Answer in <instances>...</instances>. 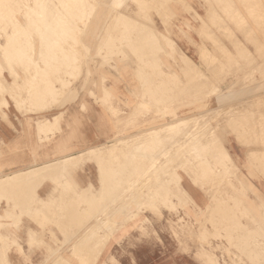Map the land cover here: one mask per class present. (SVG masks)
<instances>
[{"label":"rangeland","instance_id":"rangeland-1","mask_svg":"<svg viewBox=\"0 0 264 264\" xmlns=\"http://www.w3.org/2000/svg\"><path fill=\"white\" fill-rule=\"evenodd\" d=\"M21 1L22 2H20V0H0V8H2L0 9V22H3L0 24V41L5 42L7 35L9 36L8 39H14L12 46L6 51L8 53L5 52V54L3 55L0 53V78L3 79L5 77L9 82H13V80L16 79V81L18 82V84H12L11 86L6 87V85L1 83L0 81V120H3L7 123L6 125L12 133L18 134L22 130L23 136L29 138L30 141L28 144V151L31 156V164L40 161V144H42V147H44L46 144L50 149L49 145L52 143V139L44 140L42 142H39L37 140V135L34 128V121L42 116L53 117L54 115H61L59 117V123L63 126V132L67 129V131H70L75 134V126L78 128L79 135L81 134V136L85 137V131L89 127L85 125V117L82 114H85L86 110L85 108L81 107V103L86 102V97H90L95 102V104L100 106L101 109L104 110L110 116L112 120L115 129V135L114 138L111 139L108 143H112L117 140L127 141L132 137L133 134L146 132L153 127L160 128L163 125L175 122L180 118H185L188 120L190 118V125H192V122L196 121V119L198 122L203 121V124L199 122V128L196 126L198 129H194L196 127L192 128L194 129V132H192L191 134L194 133V137H196L199 133L203 134L204 136L199 134L201 137L198 135V140L199 138H202V142L204 143L205 141V146L201 145V143V146L199 145V143L196 144L199 145V147H197L199 148V150H196L197 154H195L196 152H192L193 156H191L190 161L193 160V162L191 161V164H187V162H190L189 160L187 161L188 155H185L187 154L185 148L183 149L184 151H182L177 147H173L172 144L168 143L170 141H174L170 139L171 137L169 136V139L167 138L169 141L166 139L163 140V147L161 148H164L165 151L166 149H168L167 151L170 155H168V160L172 158L173 162L171 159V161L169 160L170 162L168 161L167 165L169 171L166 173H164L163 171L164 168L160 167L159 165L156 166V168L158 167L157 170L156 168H153L154 170H149L150 172H148V174H155L156 177L154 179L157 178V180L152 179L151 181H147V177H143L144 179H146V181H143V178L139 179V177L143 170L147 169V167L152 162L151 160L154 158H152L151 160L146 159L145 161H147L148 163L145 162V166L142 162L144 161V158L135 156L138 159L136 160V158H134V156L132 155H130L132 158H129V155L125 156L124 154H122L124 158H129L124 159L120 154L117 158L118 160L120 159V161L115 159L116 164H114V161L111 163L110 166L106 167L109 170V168L111 169L112 166L115 168L116 171L114 170L115 172H113L114 175H112V179L109 178V175L107 174V182L103 185H100L99 183V174L97 166L94 163H88L84 166H81L72 173L70 172L71 176L70 174L67 175L66 181L68 182V184L65 183L63 196L60 198V202H63L64 205L61 210H58V212L54 211L47 217H42L41 223L37 222L34 218L28 215H23L19 227H16V225L12 221L8 220L5 221V225H0V230L10 228H14L15 230H22L23 228H25V225L28 229V227H30V222L37 224L38 228H40V226H42L43 224L41 229L42 241L37 243L38 247H42V264H54L53 261H56L54 260L56 259V257H58V261L61 260L59 257L60 254L66 256L69 254H73V252L75 254H80L81 252L82 255H87L88 257L93 256L91 258V260H93L95 252H93V250H89V246L87 247L83 245L81 241H78L79 239L81 240L83 238L85 230H88L89 227L90 231H98L99 235L101 234L99 236V240H107L106 247L102 252L103 254L97 257L95 264H167L169 258L172 255L188 256V258L191 259L192 264H264V190L261 186L264 181V129H262V127H264V112L263 110L260 111L264 107L258 109L264 102V53H262L264 51V23L263 25L261 24L264 21V0H258L259 3L256 0H246L247 2L245 0H221L222 2L220 0H201L199 8L194 6V4L188 0H80L82 2H77L78 0H76V2L75 0H25L26 2L24 0ZM53 1H56V4ZM217 1L219 2L217 3ZM225 1L227 2V4L230 1V3L228 4L229 6H227V4H224L227 7L222 6ZM44 2H48L52 6L44 5ZM241 2L244 5L241 4ZM253 2L256 4H254ZM53 3L57 6L54 5L53 7ZM72 3L77 5H73ZM232 3L234 8L230 7L232 6ZM210 4L212 5L210 6ZM65 5L67 6V8ZM78 5L80 6V8ZM176 5H181V8H176ZM234 5L238 9H236ZM6 6H9L8 8H13L12 11L11 8L10 10L6 9ZM58 6H61L63 8L60 7L61 9H59ZM250 6H255L256 9L254 7L253 10V8H251ZM45 7H49L50 10H52L51 7H53V9L55 8L56 10L54 9L55 11H48V9ZM211 7L212 9H215L212 10L210 9ZM221 7H224L223 9H225V11ZM228 7L230 9L227 10ZM68 8L72 10H69ZM78 9L79 11H77ZM219 9L224 11V14H222V11H220ZM84 10L88 12L86 13ZM61 11L62 13L64 12L65 15L67 14V12H69L72 17H69L68 14L66 16L63 15ZM235 11L236 13L239 11L238 14H236ZM4 12L7 13L5 14ZM11 12L14 14H12ZM27 12H29V14H27ZM30 12H33L32 14L35 15L33 16ZM51 12L53 13L51 14ZM55 12H57V14ZM74 12H78L79 14L77 13L76 16H74ZM211 12H213V16H211ZM240 12L243 16L241 15L242 18L239 17V19L238 16H240ZM216 13L218 14V16H216ZM253 13L255 15H253ZM260 13L262 16H260ZM55 14L59 16H56ZM91 14H93V16ZM206 14L209 17H207ZM235 14L237 17L234 16ZM249 14L253 16H250ZM12 15H14L15 17ZM122 15H125L124 17H126L127 19L124 18ZM45 16L47 17L45 18ZM53 16L55 18L60 17L61 21L56 18L59 26L57 25L56 20L54 22L55 18ZM86 16L88 17V20ZM233 16L235 17V19L238 18L239 21L242 22V24H240L241 26H238L239 21H237V19L235 22ZM6 17L9 18V20H6ZM29 17H31L32 19ZM38 17L41 18H39L38 20ZM67 17H69L68 21ZM216 17H219L220 21L222 20L221 23L219 20H217L218 18L216 20L219 23L214 20V18ZM220 17H222V19ZM243 17L245 18V22ZM14 18H16L17 20H14ZM81 18H83V20ZM259 18H262V20H259ZM44 19H47L49 23L46 22ZM73 19H75V21ZM128 19L136 20L135 26L133 25L135 21H128ZM212 19L214 20V22H216V25H221L223 23L222 25L226 26L225 24H227L225 28L227 30H225L222 25H218V28H216V25L212 22ZM254 19L257 22L259 21L258 23L260 24L254 23ZM40 20L42 22H39ZM69 21L72 22L70 23ZM182 21L186 22V29L181 28L182 25L180 22ZM59 22H63V25L65 26L64 28H66L65 31L62 25L60 26ZM67 22L69 23V25H67ZM83 23L85 24L83 25ZM2 24L4 27L2 26ZM33 24L35 26L37 25V27H33ZM73 24L76 25L74 26ZM243 24L245 27H247L245 28L243 26L244 31L242 28ZM20 25L22 26V28L20 27ZM40 25L45 26L40 27ZM51 25L55 26V30L54 26ZM131 26L133 29L131 28ZM248 26L252 30H250ZM58 27H61L62 31ZM69 27H73V29L71 28L69 30ZM220 27L223 30H221ZM227 27L230 29H228ZM40 28L42 31L40 30ZM47 28L49 31L46 30V32L45 29ZM22 29L25 33H22ZM27 29L28 31H26ZM36 29L38 30L35 31ZM206 29L208 31H206ZM210 29L212 30V32H210ZM30 30L33 31V33H31ZM138 30L140 31V33L137 32ZM245 30L248 31L245 32ZM43 31L46 32L47 35H45L46 33H44ZM67 31H70L69 34ZM229 31H232V34L234 33L236 38H234V34L229 35ZM203 32H206L208 36H212V40L210 36L208 38L207 34L205 33L204 35ZM159 33H161L162 35H159ZM40 34L42 35L40 36ZM193 34L197 36V39H194ZM211 34H213L214 37L217 36L216 38L218 39V41ZM252 34L256 35L255 37L257 39H260L258 40L260 44L257 39L255 41V37L254 39L251 38L253 37ZM19 35L22 36L19 37ZM55 35L58 36L55 37ZM23 37L28 40L25 39V42ZM43 37L45 38L43 39ZM57 37L59 38L58 40L60 42L57 40ZM60 37L63 38L61 39ZM183 37L188 38L191 47V53L185 54L187 62L185 59L179 58L180 54L182 53V50L180 48L174 47L172 44V40L178 41L180 38ZM67 38H70V42ZM167 38L168 40H166ZM228 38L231 40H229ZM15 39H17L18 41ZM39 39L41 40V42ZM19 40H21L22 42H19ZM53 40L54 42H52ZM133 40H136V42H134ZM156 40L157 43L155 42ZM28 41L30 42L28 43ZM56 41L60 44H57ZM215 41L221 42L220 46L218 45L219 47H216L219 43ZM31 43L33 44L31 45ZM237 43L239 44V46L237 45ZM47 44L48 46H51L48 47ZM143 44L146 46H144ZM258 44L262 48L259 47ZM65 45L68 46L64 47ZM124 45H126L125 48L123 47ZM156 45L158 47H161L158 48L156 47ZM234 45L235 47H239L240 49H235ZM14 46L16 48H14ZM55 46L57 48H55ZM120 47L122 50L120 49ZM17 48L18 51L16 50ZM60 48H62V53H60ZM80 48L83 49L81 50ZM225 48H227L229 51ZM25 49H27V51ZM37 49H40V52H38ZM45 49L46 51L49 49L48 52H46ZM50 49H54L52 50L53 52H51ZM65 49H67V51ZM244 49H246L247 51ZM260 49L262 52L260 51ZM221 50L222 52L227 51L226 53L224 52L226 54V57H229V53H231L232 55H230V59H228V57L226 59V57L223 55L224 53H221ZM71 51H77L78 53H72ZM155 51L158 54L160 52L159 57L157 56V53ZM205 51L209 52L206 53ZM56 52L57 54H54ZM129 52H131V56L129 55ZM25 53L28 55V57ZM152 53H154L153 55L155 56H153ZM44 54L46 55L43 56ZM63 54H65V58ZM207 54L208 58L206 56ZM209 54H213V56ZM67 55L70 56L68 59L66 57ZM61 56H63V60L61 59ZM4 57H7V59H5ZM29 58L30 61H28ZM131 58L134 59L132 60ZM14 60L18 61L13 64ZM47 60H49L50 62H47ZM228 60H230V62ZM250 60L253 61L251 62ZM27 61L30 62V65L29 63H27ZM188 61L191 62L190 64L192 65V67H189L191 68V71H189L188 76H186L184 75L182 70L187 71ZM194 63L197 64V67L194 65ZM56 65L59 66V68ZM222 65L226 66L224 67ZM38 66L41 68L39 69ZM237 66L239 67L236 68ZM240 66H242V68ZM48 67L51 69H49ZM223 67L227 68L228 71H226ZM197 75L200 77L197 78ZM46 76H48V79ZM59 76L66 78H64V82L66 84L64 83V85L61 86L59 82ZM35 79L36 81H34ZM52 80H54V82H51ZM194 82L196 84H193ZM210 83H213L214 86ZM148 84H150V86ZM199 84H202L203 86ZM189 89L191 90L188 91ZM167 90L169 92H167ZM37 93H39V95ZM64 93L67 94L65 95ZM2 95L4 97H2ZM40 95H42V98ZM66 97H68V99H66ZM255 99H257V101ZM250 100L252 103L249 102ZM260 100L263 102H261ZM245 101L247 102L245 103ZM259 101L262 103L260 106H258L260 104ZM61 103H63V105ZM204 103H206L207 105H203ZM242 104H244L245 107H247L248 105H250L251 107L248 106L245 110H242V112ZM73 105L79 106L78 108L80 109V111H82V114L78 113L79 110L72 111L71 109ZM42 106H50L51 110L43 114H32V110L34 111V109L40 108ZM174 107L176 108L173 109ZM219 108H221V110ZM228 109L231 110L233 113L231 111L227 113ZM250 109L253 110L250 111ZM235 110L238 111V114ZM246 110L250 111V113ZM211 112H214V116L210 115ZM223 112L227 114H224ZM230 112L232 113L230 114L231 118L229 116ZM257 112L262 113L257 114ZM223 114L227 116V118L224 116V119ZM198 115L202 116L198 118ZM205 115L208 116V118L210 116V118L208 119L207 117H205ZM193 116L194 118L192 119L191 117ZM202 117H205L207 119L204 120ZM13 119L15 120V122H13ZM258 120L262 121L263 123L261 124V122ZM258 124H261V126ZM201 125L203 126V128ZM64 127H66V129ZM213 127L216 128L213 129L216 130L214 132L212 130ZM189 128L185 127L186 130H188ZM195 131H199V133H195ZM209 134L212 135H210L212 142L209 138ZM191 136L192 135L189 136V143H192V140L197 143V137L196 139L194 137L192 139ZM35 137L36 140H34ZM175 137H173V139ZM212 137H214V139ZM207 141L209 144H207ZM156 144H158V141ZM217 144L218 146L221 145L222 148L220 146V148H218L216 146ZM170 145L172 146V148H170ZM156 146L157 145L152 147L150 146V150L148 149V153L150 152L149 154H151L155 150ZM238 146L241 147L238 148ZM191 147H188L186 149L192 150ZM157 148L158 149L155 150V152L156 154L157 152L159 154V150L161 148ZM223 149L225 151L227 150L230 157L229 159L223 158L224 161H226L224 166L220 162H224L222 159L224 151ZM177 150H180L182 152L178 153ZM174 151L178 154H176ZM238 153L240 157L238 156ZM179 154H182L184 158L182 157V155L180 157ZM153 155V153L149 155V158L153 157ZM174 155L176 159L181 160H177L179 161L177 162L175 160ZM165 157V155L162 156L163 160L160 155L155 158L157 159V161L159 158L158 163H160V161H162L163 163V161H165ZM199 157L200 161H196L199 160ZM216 157L219 158V160H217ZM139 158L142 159V161H140ZM202 159L204 163H202ZM208 161H210L209 163L213 165H209ZM214 161H219L220 163ZM229 161H232V163ZM138 162L140 163L139 166H137ZM195 162L198 164V166L195 164ZM199 163H201V165ZM127 165L130 166V169H128L129 167H123ZM205 165L208 167H206ZM131 166H133V168ZM134 166L135 168L137 167V169L140 167L142 170L138 171L140 170V168L137 170L134 168ZM209 166L213 168V171H211V168ZM224 167L227 170H229L230 168L232 174H230L231 172H229L227 175V170L225 171ZM108 170L106 171V173L108 172ZM204 170L207 171L205 172ZM126 171L127 175H129L130 177H127V181H123L125 180L123 178H126ZM176 171H178V173L182 175V180L180 183H176V180L173 179ZM122 173H125V175ZM138 173L139 175H137ZM217 173H220L219 176L216 175ZM205 174L208 176H206ZM209 174H211V178L209 177ZM204 175L206 177H204ZM243 177H245L246 179ZM218 178H221L222 181L220 182L221 179L218 180ZM118 179L122 182L118 181ZM166 179H169L170 181L168 183L164 182ZM76 181L83 185L91 182L95 186L93 188V192L85 193V196L87 198L91 197L90 199L95 201H93V204H88L87 207L84 203H81L85 207L82 210L79 209L78 204L73 203V200H71V197L75 196L76 192L79 189L76 184ZM242 181L244 183H242ZM178 184L184 187L183 190L186 191V194L181 192L177 188L176 185ZM189 184L190 187L188 189L187 185ZM44 186L45 188H47H43ZM69 186L71 188H69ZM191 186L197 187V189L194 190L200 193L202 197H204L205 203L196 204V202H194L188 192L191 191V189L193 190ZM42 188V196L46 197L47 193L52 188V184L48 182V185L44 184ZM86 188H84V190H86ZM155 190L159 192L157 194H160V196H153ZM25 191H27V189H25ZM3 194L0 195V201L3 199L6 200L7 209L11 204L7 202V197L9 196V193ZM21 195V197H24L20 198V196L18 195L19 199H23L25 202L23 200L19 201L21 204H24L28 200L27 194L26 196L23 193ZM5 196L7 197L4 198ZM256 197L258 199L260 197L261 198L258 200ZM242 201H245L246 204ZM89 205L92 208H89L88 211L87 209ZM94 208L97 210H95ZM98 208H100L101 210ZM71 209L75 210H72V212ZM104 209H106V211ZM119 211H121L122 213ZM74 212L76 213L74 214ZM81 212H86L85 215L83 214L84 218L81 217ZM77 213H79L78 215L80 217L77 215ZM251 214L253 215V217ZM75 215H77L80 220ZM243 216H245L246 219L242 218ZM259 218L261 221L258 220ZM66 219H68L69 221ZM76 219H78L80 222H78V220ZM71 220L74 221V224L72 223L73 221L71 222ZM228 223H239V226H242V228L228 234ZM92 226L94 227L92 228ZM245 231L248 233H246ZM66 235L69 237H66ZM248 240L250 243H248ZM58 261H56L57 264ZM61 263L66 264L64 262Z\"/></svg>","mask_w":264,"mask_h":264},{"label":"bare ground","instance_id":"bare-ground-1","mask_svg":"<svg viewBox=\"0 0 264 264\" xmlns=\"http://www.w3.org/2000/svg\"><path fill=\"white\" fill-rule=\"evenodd\" d=\"M11 1V0H10ZM25 1V0H24ZM33 1V0H32ZM37 1V0H36ZM43 1V0H42ZM45 1H47V0H45ZM57 1V0H56ZM56 1H53L54 3L56 2ZM59 1V0H58ZM65 1V0H64ZM80 0H78L77 2H79ZM183 1V0H182ZM221 1V0H220ZM227 1V0H226ZM224 2L223 3V5L222 6H226V5H224V4H227V2ZM233 1V0H232ZM242 1V0H241ZM246 1V0H245ZM248 1V0H247ZM246 1V2H247ZM251 1V0H250ZM256 1H258V0H256ZM8 2V1H7ZM13 2V1H12ZM17 2V1H16ZM20 2H22L21 0H20ZM19 2V3H20ZM26 2V1H25ZM70 2V1H69ZM74 2V1H73ZM75 2H76V0H75ZM80 2H82V1H80ZM88 2V1H87ZM164 2V1H163ZM219 1H217V3H218ZM222 2V1H221ZM220 2V3H221ZM10 3V2H9ZM9 3H8V5H9ZM15 3V2H14ZM18 3V2H17ZM36 3H38V2H36ZM48 3V2H47ZM46 2H44L43 4L44 5H50L49 3L47 4ZM53 3V7H54V5L56 4H54ZM60 3V2H59ZM61 3H63V2H61ZM65 3V2H64ZM68 3V2H67ZM71 3V2H70ZM141 3V2H140ZM148 3V2H147ZM209 3H210V1H209ZM229 3H230V1H229ZM228 3V4H229ZM250 3H252V2H250ZM254 3V2H253ZM258 3H259V1H258ZM6 4V3H5ZM66 4V3H65ZM73 5H77V4H74V3H72ZM82 4V3H81ZM81 4H79V5H81ZM90 4V3H89ZM164 4V3H163ZM227 4V6H229ZM241 4H243L242 2H241ZM248 4V3H247ZM254 4H256V3H254ZM7 5V4H6ZM15 5V4H14ZM40 5H41V3H40ZM43 5V6H44ZM60 5V4H59ZM67 5V4H66ZM65 5V6H66ZM71 5V4H70ZM78 5V6H79ZM91 5V4H90ZM103 5H104V2H103ZM148 5V4H147ZM154 5V4H153ZM186 5V4H185ZM212 4H210V6H211ZM231 5V4H230ZM236 5V4H235ZM234 5V6H235ZM244 5V4H243ZM258 5V4H257ZM256 5V6H257ZM3 6V5H2ZM16 6V5H15ZM18 6H20V5H18ZM35 6V5H34ZM50 6H52V5H50ZM55 6H57V5H55ZM87 6H88V4H87ZM105 6H106V4H105ZM209 6V7H210ZM218 6V5H217ZM226 6V7H227ZM261 6V5H260ZM9 7V6H8ZM7 6H6V9H9L10 10V8H8ZM17 7V6H16ZM42 7V6H41ZM53 7H51L52 8V10H54L53 9ZM61 7V6H60ZM59 6H58V8L59 9H61V8H63V7H61L60 8ZM74 7V6H73ZM77 7V6H76ZM155 7V6H154ZM165 7V6H164ZM213 7V6H212ZM212 7L210 8V9H212ZM219 7V6H218ZM231 8L233 7V3H232V6H230ZM244 7V6H243ZM251 7V6H250ZM255 7V6H254ZM254 7L252 6L251 8H253V10H254ZM258 7V6H257ZM21 8V7H20ZM45 8H47L48 9V11L50 10L49 9V7H45ZM66 8H67V6H66ZM70 8H72V7H70ZM70 8H68L69 10H72V9H70ZM79 8H80V6H79ZM153 8V7H152ZM222 9L224 8V7H221ZM234 8V7H233ZM235 8H236V6H235ZM250 8V9H251ZM0 9H2V8H0ZM12 9L13 8H11V11H12ZM29 9H30V7H29ZM28 9V10H29ZM31 9H33V8H31ZM113 9V8H112ZM209 9V8H208ZM209 9V10H210ZM215 8H213L212 10H214ZM228 9H230L229 7L227 8V10ZM236 9H238V8H236ZM249 9V8H248ZM247 9V10H248ZM255 9H256V7H255ZM24 10H25V8H24ZM38 10V9H37ZM52 10H50V11H52ZM56 10V9H55ZM54 10V11H55ZM74 10V9H73ZM220 10V9H219ZM224 11H225V9H223ZM234 10V9H233ZM247 10H245V11H247ZM252 10V11H253ZM32 11V10H31ZM43 11V10H42ZM46 11V10H45ZM58 11V10H57ZM63 11V10H62ZM62 11H61V13H62ZM65 11H66V9H65ZM77 11H79V9L77 10ZM83 11V10H82ZM82 11H80V12H82ZM85 11V10H84ZM89 11H92V10H89ZM95 11V10H94ZM211 11V10H210ZM220 11H222V10H220ZM224 11H222V14H224ZM231 11V10H230ZM251 11V12H252ZM0 12H1V10H0ZM10 12V11H9ZM35 12V11H34ZM86 12V11H85ZM88 12V11H87ZM86 12V13H87ZM169 12V11H168ZM171 12V11H170ZM206 12H208V11H206ZM213 12H215V11H213ZM213 12H211V16H213L212 15V13ZM239 12V11H238ZM238 12L236 13V11H235V13L236 14H238ZM248 12H250V11H248ZM5 13V12H4ZM3 13V14H4ZM7 13V12H6ZM5 13V14H6ZM12 13V12H11ZM31 13V12H30ZM33 13V12H32ZM31 13V14H32ZM40 13H41V11H40ZM53 12H51V14H52ZM56 14H57V12H55ZM66 13V12H65ZM75 13V12H74ZM78 13V12H77ZM77 13H75V15L74 16H76V14ZM84 13V12H83ZM86 13H85V15H86ZM93 13V12H92ZM2 14V13H1ZM12 14H14V13H12ZM27 14H29V12H27ZM36 14H38V13H36ZM50 14V15H51ZM55 14V15H56ZM63 15H65L64 14V12L62 13ZM67 14H68V16L69 17H72L70 14H69V12H67ZM66 14V15H67ZM73 14V13H72ZM79 14V13H78ZM109 14H110V12H109ZM164 14V13H163ZM207 14H209V13H207ZM206 14V15H207ZM236 14L234 15V16H236ZM252 14V13H251ZM251 14H249L250 16H253V15H255L254 13H253V15H251ZM259 14V13H258ZM264 14V13H263ZM33 16L35 15V14H32ZM32 15H31V17H32ZM46 15V14H45ZM54 15V14H53ZM65 15V16H66ZM92 16H93V14H91ZM119 15V14H118ZM165 15V14H164ZM226 15V14H225ZM242 14H241V12H240V16H238V18L239 17H241L242 18V16H241ZM3 16H5V15H3ZM12 16H14V15H12ZM52 16V15H51ZM56 16H59V15H56ZM123 16V15H122ZM125 16V15H124ZM123 16V17H124ZM216 16H218V14L216 13ZM219 16H220V14H219ZM233 16V17H234ZM257 16V15H256ZM260 16H262L261 15V13H260ZM7 17H8V15H7ZM6 17V20H9V18H7ZM15 17V16H14ZM31 17H29V18H31ZM37 17V16H36ZM47 16H45V18H46ZM54 17V16H53ZM69 17H67V21H68V19H69ZM81 17V16H80ZM87 17V16H86ZM164 17V16H163ZM167 17V16H166ZM207 17H209L208 15H207ZM226 17V16H225ZM237 17V16H236ZM258 17V16H257ZM264 17V16H263ZM5 18V17H4ZM39 18H41V17H38V20H39ZM55 18V17H54ZM58 20H60V17L58 18V17H56ZM54 19V22H55V20H56V22H57V25H58V21H57V19ZM92 18V17H91ZM122 18V17H121ZM124 18H126V17H124ZM129 18V17H128ZM165 18V17H164ZM212 18V17H211ZM218 18V19H217ZM221 19H222V17H220ZM231 18V17H230ZM237 18V19H238ZM255 18V17H254ZM11 19V18H10ZM16 18H14V20H15ZM32 19V18H31ZM61 19H62V17H61ZM82 20H83V18H81ZM80 19V20H81ZM107 19V18H106ZM127 19V18H126ZM207 19H209V18H207ZM219 20L220 21V19H219V17H216V18H214V20ZM233 19V18H232ZM234 19H235V17H234ZM237 19H235L234 21L236 22V20ZM240 19V18H239ZM239 19L237 20V21H239ZM243 19H244V22H245V18L243 17ZM257 19V18H256ZM17 20V19H16ZM34 20V19H33ZM42 20V19H41ZM39 21V22H42V21ZM46 22H48L47 21V19H44ZM53 20V19H52ZM72 20V19H71ZM74 21H75V19H73ZM87 20H88V17H87ZM91 20V19H90ZM130 19H128V21H129ZM132 21H135L134 22V26H135V23H136V20H133V19H131ZM130 20V21H131ZM213 20V19H212ZM214 20L212 21L215 25H216V22H217V20H216V22H214ZM242 20V19H241ZM259 20H262V18L260 19L259 18ZM2 21V20H1ZM3 21H5V20H3ZM11 21V20H10ZM61 21V20H60ZM74 21H73V23H74ZM123 21H125V20H123ZM151 21V20H150ZM222 21V20H221ZM221 21H220V23H221ZM224 21V20H223ZM232 21V20H231ZM243 21V20H242ZM254 21H255V19H254ZM13 22V21H12ZM44 22V21H43ZM64 22V21H63ZM63 22L62 23H60V26L62 25V27L64 28L65 26L63 25ZM70 22V21H69ZM72 22V21H71ZM70 22V23H71ZM81 22V21H80ZM85 22V21H84ZM105 22H106V20H105ZM127 22V21H126ZM138 22V21H137ZM225 22V21H224ZM259 22V21H258ZM257 21H255L254 23H258ZM1 23H3V22H0V24ZM11 23V22H10ZM14 23V22H13ZM17 23V22H16ZM45 23V22H44ZM49 23V22H48ZM48 23H47V25H48ZM68 23V22H67ZM124 23V22H123ZM128 23H130V22H128ZM217 23H219V22H217ZM239 24H238V26L240 25V24H242V22H238ZM263 23H264V21L261 23L262 25H263ZM18 24V23H17ZM16 24V25H17ZM21 24V23H20ZM35 24V23H34ZM33 24V27L35 26ZM65 24V23H64ZM77 24V23H76ZM75 24V25H76ZM81 24V23H80ZM85 23H83V25H84ZM89 24V23H88ZM87 24V25H88ZM126 24V23H125ZM223 24V23H222ZM221 24V25H222ZM258 24H260V23H258ZM22 25V24H21ZM20 25V27L22 28V26ZM32 25V24H31ZM46 25V24H45ZM45 25H43V26H45ZM46 25V26H47ZM66 25V24H65ZM67 25H69V23L67 24ZM74 25V24H73ZM74 25V26H75ZM132 25V26H133ZM142 25V24H141ZM212 25V24H211ZM214 25V26H215ZM219 25V24H218ZM218 25H216V28H218L217 26ZM221 25H219V26H221ZM226 26H227V24H225ZM237 25V24H236ZM246 25V24H245ZM2 26H3V24H2ZM6 26H7V24H6ZM15 26V25H14ZM25 26V25H24ZM39 26V25H38ZM43 26H41L40 25V27H43ZM51 26H54V25H51ZM59 26V25H58ZM71 26V25H70ZM126 26V25H125ZM132 26H131V28H132ZM207 26V25H206ZM226 26H223L222 25V27H224V29L226 28ZM237 26V27H238ZM241 26V25H240ZM243 26H244V24L242 25V28H243ZM260 26V25H259ZM1 27V26H0ZM4 27V26H3ZM12 27H13V25H12ZM16 27V26H15ZM17 27H19V26H17ZM37 27V25L35 26V28ZM78 27V26H77ZM130 27V26H129ZM138 27V26H137ZM136 27V28H137ZM142 27V26H141ZM245 27V26H244ZM261 27V26H260ZM45 28V27H44ZM48 28H49V26H48ZM48 28L47 29H45V31L46 30H48ZM52 28V27H51ZM59 28V27H58ZM72 29H73V27H71ZM70 27H69V30L71 29ZM210 28V27H209ZM228 28V27H227ZM241 28V29H242ZM245 28H247V27H245ZM248 28L250 29V27L248 26ZM34 29V28H33ZM60 30H61V27L59 28ZM65 29L66 28H64V31H65ZM75 29H76V27H75ZM75 29H74V31H75ZM83 29V28H82ZM127 29V28H126ZM133 29V28H132ZM138 29V28H137ZM139 29H140V27H139ZM143 29V28H142ZM220 29L221 30H223L221 27H220ZM228 29H230V28H228ZM261 29V28H260ZM38 29H36L35 31H37ZM40 30H41V28H40ZM54 30H55V26H54ZM54 30H52V31H54ZM135 30V29H134ZM225 30H227V29H225ZM250 30H252V29H250ZM250 30H249V32H250ZM19 31H21V30H19ZM18 31V32H19ZM26 31H28V29L26 30ZM31 31V30H30ZM42 31V30H41ZM49 31V30H48ZM59 31V30H58ZM62 31V30H61ZM72 31V30H71ZM78 31V30H77ZM83 31H86V30H83ZM205 31V30H204ZM206 31H208L207 29H206ZM243 31H244V28H243ZM246 31H248V30H245V32ZM12 32V31H11ZM18 32H17V34H18ZM44 32V31H43ZM47 32V31H46ZM46 32H44V33H46ZM68 32V31H67ZM67 32H64V33H67ZM70 32V31H69ZM69 32H68V34H69ZM137 32H139L140 33V31L138 30ZM143 32V31H142ZM158 32V31H157ZM210 32H212V30L210 29ZM226 32V31H225ZM230 32V31H229ZM245 32H244V35H245ZM15 33V32H14ZM22 33H25V32H23V29H22ZM21 33V34H22ZM31 33H33V31H31ZM43 33V34H44ZM54 33V32H53ZM64 33H63V35H64ZM75 33V32H74ZM77 33V32H76ZM80 33H81V30H80ZM85 33V32H84ZM138 33V34H139ZM155 33V32H154ZM204 33V35H205V33L206 32H203ZM252 33V32H251ZM264 33V32H263ZM13 34V33H12ZM29 34V33H28ZM55 34V33H54ZM56 34H57V32H56ZM100 34V33H99ZM145 34V33H144ZM161 33H159V35H160ZM207 34V33H206ZM230 34H232V31L229 33V35ZM234 34V33H233ZM232 34V35H233ZM243 34V33H242ZM253 34H254V32H253ZM252 34V36L253 37H251L250 35V37L252 38V39H254V37L256 36V35H253ZM42 34H40V36H41ZM45 35H47V33L45 34ZM53 35V34H52ZM51 35V36H52ZM59 35H60V33H59ZM62 35V34H61ZM67 35V34H66ZM66 35H65V37H66ZM98 35V34H97ZM132 35H133V33H132ZM141 35V34H140ZM155 35V34H154ZM162 35V34H161ZM211 35H213V34H211ZM231 35V36H232ZM246 35H247V33H246ZM260 35V34H259ZM264 35V34H263ZM14 36V35H13ZM22 35H19V37H21ZM28 36V35H27ZM50 36V35H49ZM56 36H58V35H55V37ZM69 36V35H68ZM93 36V35H92ZM207 36H208V34H207ZM210 36V35H209ZM209 36H208V38H209ZM227 36H228V34H227ZM230 36V37H231ZM234 36H235V34H234ZM261 36V35H260ZM5 37V36H4ZM7 38H6V40H5V42H1L0 41V53L3 55V54H5V52L12 46V44H13V40L12 39H8V35L6 36ZM16 37V36H15ZM18 37V38H19ZM30 37H31V35H30ZM48 37V36H47ZM72 37V36H71ZM83 37V36H82ZM126 37H130V36H126ZM205 37V36H204ZM211 37V40H212V36H210ZM213 37H214V35H213ZM217 36H215L214 38H216ZM249 37V38H250ZM11 38V37H10ZM12 38H14V37H12ZM24 38V37H23ZM36 38V37H35ZM39 38V37H38ZM45 37H43V39H44ZM61 38V37H60ZM63 38V37H62ZM61 38V39H62ZM79 38V37H78ZM132 38V37H131ZM142 38V37H141ZM155 38V37H154ZM164 38H165V36H164ZM234 38H236V36L234 37ZM234 38H233V40H234ZM246 38H248V37H246ZM25 39L26 38H24V41H25ZM32 39V38H31ZM42 39V38H41ZM59 38L57 37V40H58ZM60 39V40H61ZM65 39V38H64ZM68 39V41H69V39L70 38H67ZM73 39V38H72ZM75 39H76V37H75ZM74 39V40H75ZM146 39V38H145ZM217 39V38H216ZM229 39V38H228ZM238 39V38H237ZM256 37H255V41H256ZM15 40H17V39H15ZM23 40V39H22ZM26 40H28V39H26ZM40 40V39H39ZM47 40H48V38H47ZM138 40H140V39H138ZM137 40V41H138ZM160 40V39H159ZM166 40H168V38L166 39ZM229 40H231V39H229ZM233 40H232V42H233ZM258 40H260L259 38L257 39V41ZM18 41V40H17ZM21 40H19V42H20ZM36 41V40H35ZM35 41H34V44H35ZM59 41V40H58ZM66 41V40H65ZM77 41V40H76ZM129 41V40H128ZM134 41V40H133ZM146 41V40H145ZM217 41H218V39H217ZM217 41H215V42H217ZM236 41H239V40H236ZM22 42V41H21ZM26 42V41H25ZM30 41H28V43H29ZM40 42H41V40H40ZM45 42H47V41H45ZM52 42H54V40L52 41ZM57 42V41H56ZM60 42V41H59ZM70 42V41H69ZM134 42H136V40L134 41ZM134 42H132V43H134ZM154 42V41H153ZM156 43H157V40L155 41ZM167 42V41H166ZM259 42V41H258ZM67 43V42H66ZM77 43H79V42H77ZM96 43V42H95ZM115 43V42H114ZM139 43V42H138ZM142 43V42H141ZM161 43V42H160ZM217 43H219V44H217V46L216 47H219L220 46V44H221V42L219 41V42H217ZM19 44V43H18ZM22 44H24V43H22ZM33 43H31V45H32ZM54 44V43H53ZM52 44V45H53ZM56 44V43H55ZM57 44H60V43H58L57 42ZM57 44H56V46H57ZM71 44V43H70ZM83 44H84V42H83ZM82 44V45H83ZM140 44V43H139ZM152 44V43H151ZM172 44H173V46L174 47H177V48H180L178 45H177V43L174 41V40H172ZM213 44H214V42H213ZM236 44V43H235ZM259 44H260V42H259ZM259 44H258V46H259ZM21 45V44H20ZM62 45H63V43H62ZM123 45V44H122ZM132 45H135V44H132ZM144 45V44H143ZM164 45V44H163ZM219 45V46H218ZM222 45H223V43H222ZM237 45L239 46V44L237 43ZM236 45V46H237ZM241 45V44H240ZM257 45V44H256ZM18 46V45H17ZM22 46V45H21ZM47 46H48V44H47ZM51 46V45H50ZM50 46H48V47H50ZM55 46V48H57ZM68 46V45H67ZM66 45L64 46V47H67ZM84 46V45H83ZM87 46V45H86ZM144 46H146V45H144ZM257 46V47H258ZM264 46V45H263ZM38 47H39V44H38ZM44 47V46H43ZM60 47V46H59ZM82 47V46H81ZM89 47V46H88ZM112 47V46H111ZM124 48L126 47V45H124L123 46ZM135 47V46H134ZM141 47H143V46H141ZM156 47H158L157 45H156ZM161 47V46H160ZM160 47H158V48H160ZM234 47H235V45H234ZM242 47V46H241ZM259 47H261V46H259ZM14 48H16L15 46H14ZM21 48V47H20ZM23 48V47H22ZM27 48V47H26ZM70 48V47H69ZM96 48V47H95ZM163 48V47H162ZM204 48V47H203ZM243 48H245V47H243ZM262 48V47H261ZM29 49V48H28ZM32 49V48H31ZM61 49L62 48H60V53H62L61 52ZM81 49V48H80ZM83 49V48H82ZM81 49V50H82ZM88 49V48H87ZM120 49H121V47H120ZM127 49V48H126ZM140 49H142V48H140ZM144 49V48H143ZM218 49V48H217ZM223 49V48H222ZM225 49H227V48H225ZM235 49H240L239 47H235ZM14 50V49H13ZM17 51H18V48L16 49ZM24 50V49H23ZM26 51H27V49H25ZM35 50V49H34ZM38 50V52H40L39 50L40 49H37ZM49 50V49H48ZM48 50L46 51V49H45V51L46 52H48ZM51 50V52H53L52 50H54V49H50ZM56 50V49H55ZM66 51H67V49H65ZM69 50V49H68ZM70 50H74V49H70ZM77 50V49H76ZM89 50V49H88ZM122 50V49H121ZM203 50V49H202ZM224 50V49H223ZM228 50V49H227ZM237 50V51H238ZM244 50H246V49H244ZM263 50V49H262ZM31 51H33V50H31ZM64 51V50H63ZM79 51V50H78ZM114 51V50H113ZM159 51V50H158ZM165 51V50H164ZM229 51V50H228ZM247 51V50H246ZM259 51V50H258ZM260 51H261V49H260ZM14 52H16V51H14ZM25 52V51H24ZM23 52V53H24ZM37 52V51H36ZM50 52V51H49ZM58 52V51H57ZM57 52L56 53H54V54H57ZM72 52V51H71ZM73 52H77V51H73ZM72 52V53H73ZM156 52V51H155ZM162 52H163V50H162ZM206 52V51H205ZM209 52V51H208ZM208 52H206V53H208ZM225 51H223L222 52V50H221V53H224ZM227 52V51H226ZM225 52V53H226ZM262 52V51H261ZM6 53H8V52H6ZM20 53V52H19ZM18 53V54H19ZM33 53V52H32ZM44 53V52H43ZM70 53V52H69ZM68 53V54H69ZM78 53V52H77ZM137 53V52H136ZM157 53V52H156ZM223 54L224 56L226 55V54ZM238 53V52H237ZM240 53V52H239ZM243 53V52H242ZM249 53V52H248ZM247 53V54H248ZM262 53H264V51L262 52ZM261 53V54H262ZM26 54V53H25ZM40 54V53H39ZM52 54V53H51ZM59 54V53H58ZM75 54V53H74ZM139 54V53H138ZM137 54V55H138ZM154 53H152V55H153ZM159 54H160V52H159ZM159 54L157 53V56L159 57ZM167 54V53H166ZM203 54V53H202ZM205 54V53H204ZM220 54V53H219ZM228 54V53H227ZM230 55H232L231 53H229ZM7 55V54H6ZM10 55V54H9ZM17 55V54H16ZM27 55V54H26ZM32 55V54H31ZM46 54H44L43 56H45ZM64 55V58H65V54H63ZM70 55V54H69ZM69 55H67L66 57H67V59L71 56H69ZM80 55H81V52H80ZM129 55L131 56V52H129ZM209 55H211V54H209ZM222 55V56H223ZM230 55H229V57H228V59H230ZM252 55V54H251ZM73 56V55H72ZM125 56V55H124ZM133 56V55H132ZM153 56H155V55H153ZM156 56V57H157ZM173 56V55H172ZM207 56V58H208V54L206 55ZM211 56H213V54L211 55ZM14 57V56H13ZM18 57V56H17ZM27 57H28V55H27ZM30 57V56H29ZM39 57V56H38ZM60 57V56H59ZM62 58V60H63V56H61ZM76 57V56H75ZM127 57H129V56H127ZM226 57V56H225ZM227 57H226V59H227ZM232 57V56H231ZM249 57V56H248ZM252 57V56H251ZM5 58V57H4ZM10 58V57H9ZM34 58V57H33ZM37 58V57H36ZM44 58V57H43ZM56 58V57H55ZM72 58V57H71ZM77 58V57H76ZM92 58V57H91ZM124 58V57H123ZM135 58V57H134ZM134 58H131L132 60L134 59ZM179 58H183V59H185L186 60V62H187V59L185 58V54L182 52L181 54H180V56H179ZM216 58V57H215ZM235 58V57H234ZM250 58V57H249ZM1 59V58H0ZM5 59H7V57L5 58ZM13 59V58H12ZM24 59V58H23ZM52 59H53V56H52ZM57 59H58V57H57ZM136 59V58H135ZM251 59V58H250ZM256 59V58H255ZM44 60H46V59H44ZM51 60V59H50ZM126 60V59H125ZM216 60V59H215ZM16 61H18V60H16ZM15 60H14V62H13V64L16 62ZM28 61H30V58L28 59ZM27 61V63H29V65H30V62H28ZM43 61V60H42ZM49 60H47V62H48ZM127 61V60H126ZM229 62H230V60H228ZM233 61H234V59H233ZM237 61V60H236ZM235 61V62H236ZM248 61V60H247ZM251 62L253 61V60H250ZM8 62V61H7ZM33 62H34V60H33ZM37 62V61H36ZM50 62V61H49ZM60 62V61H59ZM134 62V61H133ZM211 62V61H210ZM209 62V63H210ZM232 62V61H231ZM9 63V62H8ZM53 63V62H52ZM71 63V62H70ZM129 63V62H128ZM130 63H131V61H130ZM129 63V64H130ZM191 62L190 61H188V66H187V71H185V70H182V72L184 73V75H186V76H188V73H189V71H191V68H189V67H192V65L190 64ZM225 63V62H224ZM238 63V62H237ZM247 63V62H246ZM22 64V63H21ZM26 64V63H25ZM50 64V63H49ZM49 64H47V65H49ZM54 64V63H53ZM190 64V65H189ZM240 64V63H239ZM253 64H255V63H253ZM9 65H11V64H9ZM35 65V64H34ZM52 65V64H51ZM50 65V66H51ZM63 65V64H62ZM65 65H68V64H65ZM86 65V64H85ZM194 65L197 67V64L196 63H194ZM245 65V64H244ZM57 66V65H56ZM55 66V67H56ZM60 66H61V63H60ZM198 66H199V64H198ZM222 66H224V65H222ZM226 66V65H225ZM224 66V67H225ZM232 66V65H231ZM249 66V65H248ZM260 66V65H259ZM259 66H256V67H259ZM263 66V65H262ZM11 67V66H10ZM18 67V66H17ZM28 67V66H27ZM39 67V66H38ZM43 67V66H42ZM47 67V66H46ZM54 67V68H55ZM58 68H59V66H57ZM56 67V68H57ZM140 67V66H139ZM223 67V68H224ZM228 67V66H227ZM239 66H237L236 68H238ZM241 68H242V66H240ZM1 68H2V65H1ZM15 68V67H14ZM41 67H39V69H40ZM49 68V67H48ZM81 68V67H80ZM180 68H181V66H180ZM7 69V68H6ZM49 69H51V68H49ZM63 69V68H62ZM62 69H60V70H62ZM161 69V68H160ZM226 71H228L227 70V68H224ZM229 69H231V68H229ZM263 69V68H262ZM3 70V69H2ZM26 70H28V69H26ZM42 70V69H41ZM46 70V69H45ZM53 70V69H52ZM51 70V71H52ZM133 70V69H132ZM219 70H221V69H219ZM223 70V69H222ZM234 70V69H233ZM238 70V69H237ZM14 71H15V69H14ZM232 71V70H231ZM28 72V71H27ZM47 72V71H46ZM63 72V71H62ZM68 72V71H67ZM75 72H77V71H75ZM138 72H140V71H138ZM200 72V71H199ZM198 72V73H199ZM202 72V71H201ZM221 72V71H220ZM48 73V72H47ZM46 73V74H47ZM146 73V72H145ZM172 73V72H171ZM203 73V72H202ZM202 73H200V74H202ZM234 73V72H233ZM249 73V72H248ZM2 74V73H1ZM17 74V73H16ZM142 74V73H141ZM148 74V73H147ZM199 74V75H200ZM216 74V73H215ZM15 75V74H14ZM33 75V74H32ZM50 75V74H49ZM74 75V74H73ZM79 75V74H78ZM143 75V74H142ZM146 75V74H145ZM149 75V74H148ZM218 75V74H217ZM20 76V75H19ZM30 76V75H29ZM44 76H45V74H44ZM51 76V75H50ZM57 76V75H56ZM206 76V75H205ZM16 77V76H15ZM34 77V76H33ZM47 77V79H48V76H46ZM53 77V76H52ZM52 77H50V78H52ZM78 77V76H77ZM200 76H198L197 75V78H199ZM220 77V76H219ZM29 78V77H28ZM28 78H27V80H28ZM35 78V77H34ZM57 78V77H56ZM59 82H60V84H61V86L62 85H64V78L65 77H60L59 76ZM1 79V78H0ZM26 79V78H25ZM55 79V78H54ZM66 79V78H65ZM152 79H154V78H152ZM193 79V78H192ZM195 79H196V77H195ZM194 79V80H195ZM261 79H263V78H261ZM30 80V79H29ZM40 80V79H39ZM42 80V79H41ZM56 80V79H55ZM1 81V83H3V84H5L6 85V87L8 86H11L12 84H18V82L16 81V79H14L13 80V82H9L5 77L3 78V79H1L0 80ZM4 81V82H3ZM24 81V80H23ZM34 81H36V79L34 80ZM50 81V80H49ZM187 81V80H186ZM192 81V80H191ZM200 81V80H199ZM198 81V82H199ZM33 82V81H32ZM51 82H54V80H52ZM50 82V83H51ZM188 82V81H187ZM0 83V84H1ZM36 83H39V82H36ZM149 83V82H148ZM30 84V83H29ZM45 84V83H44ZM66 84V83H65ZM193 84H196L195 82L193 83ZM203 84V83H202ZM202 84H199V85H202ZM211 84V83H210ZM84 85H85V83H84ZM149 86H150V84H148ZM152 85V84H151ZM199 85H197V86H199ZM205 85H206V82H205ZM211 85H213V83L211 84ZM211 85H209V86H211ZM196 86V85H195ZM203 86V85H202ZM209 86H207V87H209ZM214 86V85H213ZM212 86V87H213ZM5 87V88H6ZM17 87H19V86H17ZM39 87V86H38ZM49 87V86H48ZM148 87V86H147ZM50 88V87H49ZM54 88H55V86H54ZM154 88H155V86H154ZM192 88H193V86H192ZM196 88V87H195ZM214 88V87H213ZM20 89V88H19ZM43 89V88H42ZM163 89V88H162ZM11 90V89H10ZM9 90V91H10ZM148 90V89H147ZM151 90H152V88H151ZM150 90V91H151ZM157 90V89H156ZM166 90V89H165ZM171 90H172V88H171ZM191 89H189L188 91H190ZM28 91V90H27ZM30 91H31V89H30ZM33 91V90H32ZM39 91V90H38ZM49 91V90H48ZM53 91V90H52ZM68 91V90H67ZM70 91V90H69ZM143 91H144V89H143ZM163 91V90H162ZM41 92H43V91H41ZM59 92V91H58ZM157 92V91H156ZM167 92H169L168 90H167ZM193 92V91H192ZM10 93H12V92H10ZM16 93V92H15ZM29 93V92H28ZM51 93V92H50ZM146 93V92H145ZM207 93V92H206ZM17 94V93H16ZM20 94V93H19ZM38 95H39V93H37ZM53 94V93H52ZM65 94V93H64ZM67 94V93H66ZM65 94V95H66ZM73 94H74V92H73ZM151 94V93H150ZM69 95H70V92H69ZM71 95H72V93H71ZM156 95V94H155ZM155 95H153V96H155ZM264 95V94H263ZM8 96V95H7ZM41 96V98H42V95H40ZM39 96V97H40ZM68 96V95H67ZM74 96V95H73ZM72 96V97H73ZM2 97H4L3 95H2ZM38 97V98H39ZM258 97V96H257ZM74 98V97H73ZM158 98V97H157ZM260 98V97H259ZM264 98V97H263ZM2 99V98H1ZM56 99V98H55ZM66 99H68V97H66ZM70 99V98H69ZM39 100V99H38ZM156 100V99H155ZM201 100V99H200ZM247 100V99H246ZM252 100V99H251ZM251 100L249 101L250 103H252L251 102ZM256 101H257V99H255ZM263 100V99H262ZM65 101V100H64ZM261 101V100H260ZM259 101V102H260ZM192 102V101H191ZM247 101H245V103H246ZM261 102H263V101H261ZM260 102V104L258 105V106H260L262 103ZM190 103V102H189ZM244 103V104H245ZM256 103H258V102H256ZM62 105H63V103H61ZM244 104H242V107L243 108H241V111L242 110H245L248 106H250V105H248L247 107H245V105ZM33 105V104H32ZM58 105V104H57ZM60 105V104H59ZM203 105H207L206 103H204ZM262 105H264V102H263V104ZM261 105V107L260 108H258V109H261V108H263L264 106H262ZM181 106V105H180ZM230 106V105H229ZM232 106V105H231ZM236 106H237V104H236ZM241 106V105H240ZM81 107L82 108H85V110L87 109V106H86V102H82L81 103ZM177 107V106H176ZM176 107H174L173 109H175ZM235 107V106H234ZM245 107V108H244ZM251 107V106H250ZM110 108V107H109ZM159 108H160V106H159ZM223 108H225V107H223ZM226 108H228V107H226ZM220 110H221V108H219ZM49 110H51V107L49 106V107H47V106H42V107H40V108H37V109H34V111L32 110V114H40V113H45V112H47V111H49ZM233 110H234V108H233ZM253 110V109H252ZM251 109H250V111H252ZM256 110H257V107H256ZM263 110V112H264V108L263 109H261L260 111H262ZM136 111V110H135ZM161 111V110H160ZM175 111V110H174ZM225 111V110H224ZM227 111V110H226ZM229 111H231V110H229L228 109V111H227V113L229 112ZM236 111V110H235ZM241 111H239V112H241ZM246 111H248V110H246ZM245 111V112H246ZM250 111H248L249 113H250ZM134 112V111H133ZM219 112V111H218ZM217 112V113H218ZM232 112V111H231ZM229 113V116H230V118H231V115L230 114H232V113ZM238 111H236V113H237ZM243 112V111H242ZM247 112V113H248ZM212 113H213V115H212ZM224 113V112H223ZM227 113H224V114H227ZM235 113V112H234ZM253 113V112H252ZM258 113H262V112H257V114ZM134 114H137V113H134ZM223 114V118L225 119V117L227 118V116H225ZM238 114V113H237ZM236 114V115H237ZM242 114H244V113H242ZM165 115V114H164ZM167 115V114H166ZM202 115H204V114H202ZM201 115V116H202ZM211 116H214V112H211V114H210ZM239 115H240V113H239ZM249 115V114H248ZM263 115H264V113H263ZM263 115H262V117H263ZM61 116V115H60ZM59 115H54L53 117H46V116H42V117H40V118H37L35 121H34V128H35V130H36V132H37V138H38V141H44V140H48V139H50V138H52V137H54L57 133H59L60 131H61V124L59 123V117H60ZM197 116V115H196ZM201 116H199L198 115V118H200ZM225 116V117H224ZM238 116V115H237ZM256 116H258V115H256ZM205 117H207L208 118V116H206L205 115ZM203 118L204 120L205 119H207V118ZM233 117V116H232ZM192 119L194 118V116L193 117H191ZM209 118H210V116H209ZM208 118V119H209ZM259 118V117H258ZM195 119H196V117H195ZM194 119V120H195ZM202 119V120H203ZM215 119V118H214ZM189 120H191L190 118H189ZM188 119H185V118H180V119H178L177 121H175V122H172V123H167V124H165V125H163L162 127H160V128H155V127H153V128H150L148 131H146V132H141V133H137V134H133L132 135V137L129 139V140H127V141H123V140H117V141H115V142H110V143H102V144H100V145H96V146H93V147H90V148H87V149H84V150H81V151H79V152H77V153H69V154H64V155H62V156H60V157H57V158H54V159H51V160H48L47 162H44V163H37V162H35L33 165H31L30 167H28V168H22V169H16V170H14L13 172H11V173H8V174H5V175H3V176H0V195L1 194H3V193H9L8 195V197L7 196H5L4 198H6L7 197V202L8 203H11L10 204V206L7 208V209H5V212L3 213V214H0V225H5V221H8V220H10V221H12L15 225H16V227H19L20 226V224H21V221H22V216L23 215H28V216H30V217H32V218H34L37 222H40L41 223V221H42V217H47L49 214H51V213H53L54 211H57L58 212V210H61L63 207H64V205H63V202H60V198L63 196V192H64V186H65V183H67L68 184V182L66 181L67 180V175L68 174H70V176H71V173L73 172V171H75V170H77L78 168H80L81 166H84V165H86V164H88V163H94L96 166H97V170H98V174H99V183H100V185H103V184H106V182H107V180H106V176H107V174L109 175L108 177L109 178H111L112 177V175H114V173L113 172H115L116 170H115V168L114 167H112L111 166V169L109 168V170L106 168L107 166H110L111 165V163L112 162H114L115 161V163L114 164H116V160L115 159H117L118 157H119V155L121 154V156L123 157V155L122 154H124L125 156H128L129 155V158L131 157L130 155H132V156H134V158H136L135 156H137V157H141V158H144L143 160L144 161H142V159H140V161H142L143 163H144V165L146 164L145 162H147V161H145L146 159H149V160H151L152 158H154V159H152L151 161V163H150V165L147 167V169L146 170H143V172L140 174V177L139 176H136V177H139V179H142L143 177H147L146 179H147V181H151L152 179H154L155 177H156V175L154 174V175H151V174H148V172H150L149 170H151V169H153V168H156V166L157 165H159L160 167H163L164 169H163V171H164V173H166V172H168L169 170H168V165H167V163H168V161L171 159L172 160V162H173V159L172 158H170L169 160H168V149H166V151L164 150V148L162 149L161 147H163L162 145H163V140H168L169 138V136L171 137L170 139H172V140H174V141H170V142H168L169 144H172V146L173 147H177L178 149H180V150H182V151H184L183 149L185 148V151H186V153L187 154H185V155H188L187 157H188V159H187V161L189 160V162L190 163H188L187 162V164H191L192 162H193V160H191L190 161V158H191V156H193V153L192 152H196L195 154H197V149L199 150V148H197V147H199V145H200V143H201V145H203V146H205V141H204V139H203V141H204V143L202 142V138H199V140H198V137L200 136L199 134H201V133H199V131L197 132V131H195V133H199V134H197V139H196V137H194V133L193 134H191L192 132H194L193 130L194 129H198L199 127V122L201 123V124H203L201 121H197V119H196V121H194V122H192V125H190L191 123V121H189ZM229 120V119H228ZM246 120V119H245ZM260 120H263V119H260ZM260 120H258V121H260ZM209 121V120H208ZM207 121V122H208ZM227 121V120H226ZM257 121V122H258ZM205 122V121H204ZM225 122V121H224ZM228 122V121H227ZM261 122V124L263 123L262 121H260ZM209 123V122H208ZM259 123V122H258ZM221 124V123H220ZM261 124H258V125H260L261 126ZM191 127H190V126ZM204 125H205V123H204ZM222 125V124H221ZM220 125V126H221ZM198 128H197V127ZM202 126V125H201ZM201 126H200V128H201ZM217 126H219V125H217ZM224 126V125H223ZM259 126V127H260ZM185 127H190L188 130H186L185 129ZM193 127H196V128H194V129H192ZM212 127V126H211ZM202 128H203V126H202ZM206 128V127H205ZM185 129V130H184ZM192 129V130H191ZM211 129V128H210ZM213 129H216V128H212V130ZM242 129V128H241ZM262 129H264V127H262ZM219 130V129H218ZM200 131H202V130H200ZM214 131H216V130H213V132ZM212 132V133H213ZM218 132V131H217ZM203 133V132H202ZM211 133V132H210ZM216 134V133H215ZM215 134H213V135H215ZM190 135H192L191 136V138L193 139V137L196 139V140H198L197 141V143L196 142H194V140H192L193 142L191 143H189V136ZM199 135V136H198ZM201 135H203V134H201ZM210 135L211 134H209V138H210ZM218 135V134H217ZM246 135V134H245ZM258 135V134H257ZM175 136H177V137H175ZM178 136H179V138H178ZM204 136V135H203ZM212 136V135H211ZM247 136V135H246ZM173 137H175L174 139H173ZM201 137V136H200ZM168 138V139H167ZM190 138V139H191ZM209 138H208V140H209ZM213 139H214V137H212ZM200 139H201V141H200ZM216 139V138H215ZM158 141V144H156L157 143V141ZM210 140H211V142H212V139L210 138ZM169 141V140H168ZM191 141V140H190ZM165 142V141H164ZM210 142V141H209ZM154 143H155V145H157L156 146V148H155V150H157L158 148L157 147H159V148H161L160 150H159V154H158V152H157V154H156V152H155V150L152 152L154 155L156 154L157 156L158 155H160L161 156V158H162V156L163 155H165L166 157H165V161H163V163H162V161H160V163H158V161H159V158H158V161H157V156L155 155H153V157H151V158H149V155H151V154H149L148 153V151L150 150L149 148H150V146L152 147V146H155L154 145ZM199 143V145H196V144H198ZM203 143V144H202ZM207 144H209L208 143V141H207ZM192 147H191V146ZM200 145V146H201ZM172 146L170 145V148H172ZM218 148H220L221 147V145H219L218 146V144L216 145ZM192 148V150L191 149H186V148ZM207 147V146H206ZM170 148H169V150H170ZM222 148V147H221ZM149 149V150H148ZM194 149V150H193ZM224 149H226V148H224ZM223 149V150H224ZM173 150V149H172ZM174 150H175V148H174ZM178 151L177 150V152L179 153H181L182 151ZM61 152H63V153H65V152H70V149L67 147V144H66V142H62L61 143ZM155 152V153H154ZM172 152V151H171ZM170 152V153H171ZM175 152V151H174ZM173 152V153H174ZM177 152H175L176 154H178ZM211 152V151H210ZM215 153V152H214ZM254 153V152H253ZM149 154V155H148ZM192 154V155H191ZM210 154V153H209ZM217 154V153H216ZM257 154V153H256ZM180 155V154H179ZM182 155V154H181ZM181 155H180V157H181ZM201 155V154H200ZM203 155V154H202ZM206 155V154H205ZM170 156V155H169ZM217 156V155H216ZM256 156V155H255ZM260 156V155H259ZM156 157V158H155ZM173 157V156H172ZM174 157H175V155H174ZM182 157H183V155H182ZM201 157V156H200ZM200 157H199V160H196V161H200ZM202 157H204V156H202ZM222 157V156H221ZM124 158V157H123ZM128 158V157H127ZM127 158H124V159H127ZM128 158V159H129ZM132 158V157H131ZM184 158V157H183ZM186 158V157H185ZM211 158V157H210ZM225 159V158H230L229 157V154H228V152H227V150L225 151H223V157H222V159ZM198 159V158H197ZM204 159H206V158H204ZM215 159V158H214ZM216 159L217 160H219V158H217L216 157ZM215 159V160H216ZM221 159V158H220ZM224 159H223V161H224ZM118 160V159H117ZM134 160V159H133ZM136 160H138L137 158H136ZM148 160V161H149ZM161 160V159H160ZM162 160H163V158H162ZM170 160V161H171ZM175 160L177 161V160H179V159H176V157H175ZM181 160V159H180ZM179 160V161H180ZM183 160V159H182ZM118 161H120V159L118 160ZM126 161V160H125ZM128 161V160H127ZM139 161V162H140ZM169 161V162H170ZM179 161H177V162H179ZM202 161V163H204L203 162V159L201 160ZM205 161V160H204ZM137 163V166H139V164L140 163ZM184 162V161H183ZM207 162V161H206ZM210 161H208V164L210 165L211 163H209ZM214 162H217V163H222V165L224 166L225 165V162L226 161H224V162H222V161H214ZM229 162H231L232 163V161H229ZM121 163V162H120ZM125 163V162H124ZM148 163V162H147ZM119 164V163H118ZM117 164V165H118ZM142 164V163H141ZM171 164V163H170ZM187 164H186V166H187ZM195 164L198 166V164L195 162ZM200 165H201V163H199ZM205 164H207V163H205ZM113 165V164H112ZM122 165H124V164H122ZM183 165V164H182ZM194 165V164H193ZM204 165V164H203ZM211 165H213V164H211ZM219 165H221V164H219ZM141 166V165H140ZM143 166V165H142ZM146 166V165H145ZM206 166V165H205ZM205 166H204V168H205ZM117 167V166H116ZM123 167H129L128 169H130V166L129 165H127V166H123ZM132 168H133V166H131ZM183 167V166H182ZM192 167V166H191ZM206 167H208V166H206ZM210 167V166H209ZM222 167V166H221ZM226 167H227V165H226ZM134 168H135V166H134ZM140 168V167H139ZM138 168V169H139ZM211 168V167H210ZM209 168V169H210ZM233 168V167H232ZM235 168V167H234ZM135 169H137V167L135 168ZM137 169V170H138ZM158 169V167L156 168V170ZM202 169V168H201ZM200 169V170H201ZM213 168H211V171H213L212 170ZM217 169V168H216ZM224 169H225V167H224ZM223 169V170H224ZM237 169V168H236ZM108 170V172L106 173V171ZM115 170V171H114ZM131 170H133V169H131ZM142 169L140 168V170H138V171H141ZM154 170V169H153ZM203 170V169H202ZM219 170V169H218ZM227 169H225V171H226ZM229 170H230V168H229ZM229 170H227V175H228V173L229 172H231V170L229 171ZM171 171V170H170ZM175 171V170H174ZM205 171V170H204ZM207 171V170H206ZM205 171V172H206ZM209 171V170H208ZM71 172V173H70ZM137 172V171H136ZM218 172V171H217ZM119 173V172H118ZM126 173V178H123V179H125V180H123V181H127V177H130L129 175H127V171L125 172ZM125 173H122V174H124L125 175ZM221 173V172H220ZM220 173H217L216 175L217 176H219V174ZM226 173V172H225ZM234 173H235V171H234ZM230 174H232V172L230 173ZM229 174V175H230ZM124 175H123V177H124ZM137 175H139V173L137 174ZM206 175V174H205ZM204 175V177H206V176H208V175H206L205 176ZM210 175L211 174H209V177H210ZM223 175H225V174H223ZM227 175H225V176H227ZM120 176V175H119ZM122 176V175H121ZM197 176V175H196ZM114 177H116V176H114ZM135 177V178H136ZM222 177V176H221ZM237 177V176H236ZM121 178V177H120ZM211 178V177H210ZM243 178H245V177H243ZM112 179V178H111ZM144 179V178H143ZM146 179H144L143 181H146ZM169 179H170V177H169ZM169 179H166L164 182H169L170 180ZM171 179H172V177H171ZM174 180H176V183H180L181 182V180H182V175L180 174V173H178V171H176V173H175V175H174V178H173ZM221 179V178H220ZM219 178H218V180H220ZM237 179H239V178H237ZM246 179V178H245ZM244 179V180H245ZM133 180H135V179H133ZM154 180H157V178L156 179H154ZM118 181H121V180H119L118 179ZM222 181V179L220 180V182ZM48 182H50L51 184H52V188H51V190L47 193V196L46 197H41L40 196V194H39V192H38V190H39V188H40V186L42 185H44V184H46V183H48ZM122 182V181H121ZM141 182V181H140ZM239 182H241V181H239ZM242 183H244L243 181H242ZM76 184H77V186H78V191L76 192V194H75V196H73V197H71V200H73V203H75V204H78L79 206V209L80 210H82V209H84L85 207H84V205L83 204H81V203H84L85 204V206L87 207L88 206V204H90V203H92L93 204V201H95V200H92V199H90V198H87L85 195V193H91V192H93L94 190H93V188L95 187L94 185H93V183H91V182H89L88 184H85V185H83V184H81V183H79V182H77L76 181ZM129 186H130V184H129ZM166 186V185H165ZM177 186V188L181 191V192H183V193H185L186 194V191L185 190H183L184 189V187L182 186V185H180V184H178V185H176ZM175 186V187H176ZM248 186V185H247ZM88 189H87V188ZM151 187V186H150ZM173 187V186H172ZM246 187V186H245ZM47 188V187H46ZM45 188V189H46ZM69 188H71L70 186H69ZM84 188H86V190H84ZM248 188V187H247ZM25 189H27V191H25ZM249 189V188H248ZM100 190V189H99ZM103 190V189H102ZM105 191V190H104ZM117 191V190H116ZM44 192V191H43ZM232 192V191H231ZM252 192V191H251ZM11 193V194H10ZM25 194V196H26V194H27V201H26V203H24V204H21L20 203V201H22V200H20L19 199V197H18V195L20 196V198H23V197H21L22 195L21 194ZM157 193H159L157 190H155L154 191V193H153V196L154 197H156L157 195H159L160 196V194H157ZM4 195V194H3ZM106 195V194H105ZM137 195V194H136ZM103 196V195H102ZM29 197V198H28ZM86 197V198H85ZM236 197V196H235ZM2 198V197H1ZM238 198H240V197H238ZM248 198V197H247ZM257 198V197H256ZM261 198V197H260ZM259 198V199H260ZM154 199V198H153ZM258 199V198H257ZM258 199V200H259ZM20 200V201H19ZM192 200V199H191ZM214 200V199H213ZM213 200H211V201H213ZM243 200V199H242ZM24 201V200H23ZM128 201H129V199H128ZM132 201V200H131ZM165 201V200H164ZM170 201V200H169ZM25 202V201H24ZM125 202V201H124ZM127 202V201H126ZM147 202V201H146ZM166 202V201H165ZM243 202V201H242ZM241 202V203H242ZM245 202V201H244ZM243 202V203H244ZM66 203V202H65ZM185 203H186V201H185ZM263 203V202H262ZM142 204V203H141ZM245 204H246V202H245ZM264 204V203H263ZM67 205V204H66ZM122 205H124V204H122ZM138 205H140V204H138ZM243 205V204H242ZM132 206V205H131ZM127 207V206H126ZM184 207V206H183ZM264 207V206H263ZM66 208V207H65ZM72 208V207H71ZM89 208H92V207H90V205H89V207H88V211H89ZM120 208V207H119ZM118 208V209H119ZM137 208H138V206H137ZM136 208V209H137ZM140 208V207H139ZM212 208V207H211ZM248 208V207H247ZM78 209V208H77ZM95 209V208H94ZM98 209H100V208H98ZM124 209H126V208H124ZM200 209V208H199ZM252 209V208H251ZM72 210H75V209H71V211ZM95 210H97V209H95ZM101 210V209H100ZM105 211H106V209H104ZM83 211H86V210H83ZM91 211V210H90ZM116 211V210H115ZM123 211V210H122ZM127 211H129V210H127ZM220 211V210H219ZM248 211H250V210H248ZM70 212V211H69ZM73 212V211H72ZM72 212H71V216H72ZM76 212H77V210H76ZM76 212H74V214L76 213ZM96 212V211H95ZM119 212H121V211H119ZM234 212V211H233ZM59 213H61V212H59ZM80 213V212H79ZM79 213H77V215L79 214ZM82 213V212H81ZM86 213V212H85ZM85 213H82V218H84L83 217V214L85 215ZM122 213V212H121ZM204 213V212H203ZM250 213V212H249ZM56 214V213H55ZM70 214V213H69ZM73 214V215H74ZM112 214V213H111ZM125 214V213H124ZM133 214V213H132ZM253 214V213H252ZM251 214V215H252ZM77 215H75L77 218H78V216ZM81 215V214H80ZM235 215V214H234ZM233 215V216H234ZM254 215V214H253ZM253 215H252V217H253ZM52 216V215H51ZM111 216V215H110ZM130 216V215H129ZM128 216V217H129ZM232 216V215H231ZM238 216V215H237ZM75 217V218H76ZM80 217V216H79ZM112 217H114V216H112ZM236 217V216H235ZM234 217V218H235ZM49 218V217H48ZM52 218V217H51ZM55 218V217H54ZM91 218H92V216H91ZM110 218V217H109ZM237 218V217H236ZM242 218H245V216H243ZM255 218V217H254ZM253 218V219H254ZM256 218H257V216H256ZM71 219H73V218H71ZM79 219V218H78ZM78 219H76V220H78ZM246 219V218H245ZM66 220H68V219H66ZM75 220V221H76ZM80 220V219H79ZM78 220V222H80ZM83 220V219H82ZM121 220H123V219H121ZM125 220V219H124ZM238 220H240V219H238ZM258 220H260V218L258 219ZM47 221V220H46ZM69 221V220H68ZM73 220H71V222H72ZM261 221V220H260ZM260 221H259V223H260ZM53 222V221H52ZM61 222V221H60ZM97 222V221H96ZM104 222V221H103ZM113 222V221H112ZM199 222V221H198ZM247 222H248V220H247ZM39 223V224H40ZM43 223H45V222H43ZM66 223V222H65ZM73 224H74V221L72 222ZM116 223V222H115ZM258 223V222H257ZM56 224H58V223H56ZM67 224V223H66ZM75 224H76V222H75ZM103 224V223H102ZM240 224L239 223H228V225H227V232H228V234H230L231 232H234V231H236V230H239V229H241L242 228V226L240 227L239 226ZM242 225H243V223H242ZM259 225V224H258ZM42 226H43V224H42ZM42 226H40V228L42 229ZM70 226V225H69ZM95 226V225H94ZM94 226H92V228L94 227ZM251 226V225H250ZM57 227V226H56ZM65 227H67V226H65ZM107 227V226H106ZM109 227V226H108ZM262 227V226H261ZM260 227V228H261ZM60 228V227H59ZM74 228H75V226H74ZM91 228V229H92ZM254 228V227H253ZM252 228V229H253ZM95 229V228H94ZM49 230V229H48ZM111 230V229H110ZM125 230V229H124ZM249 230V229H248ZM248 230H246V231H248ZM64 231H66V230H64ZM69 231V230H68ZM67 231V232H68ZM245 231V232H246ZM70 232V231H69ZM84 233V232H83ZM246 233H248V232H246ZM34 234V233H33ZM32 234V235H33ZM68 234V233H67ZM70 234V233H69ZM84 236H83V238L80 240H78V241H81V243L83 244V245H85V246H89L90 248H88L89 250H93V252H95V256H94V258H93V260H91V258L93 257H88L87 255H82L81 254V252H80V254H75L74 252H73V254H69V255H63V254H60V261H58L57 260V258L58 257H56V259H54V260H56V261H58V264H59V262H60V264H62L61 262H64V263H66V264H95V262H96V260H97V257H99V255H101V254H103L102 252L104 251V249H105V247H106V244H107V240H99V236L101 235H99V233H98V231H90V227H89V229L87 230H85V233L83 234ZM261 235V234H260ZM235 236H236V234H235ZM66 237H69V236H67L66 235ZM246 237H247V235H246ZM244 238V237H243ZM253 240V239H252ZM77 241V242H78ZM257 241V240H256ZM260 241V240H259ZM62 242V241H61ZM76 242V243H77ZM29 243V242H28ZM31 243V242H30ZM76 243H75V245H76ZM80 243V242H79ZM248 243H250L249 242V240H248ZM15 244V243H14ZM75 245H74V247H75ZM245 246V245H244ZM248 246V245H247ZM0 249H1V247H0ZM2 250V249H1ZM6 250H7V248H6ZM56 252V251H55ZM89 252V251H88ZM87 253V252H86ZM91 253V252H90ZM89 253V254H90ZM56 261H53L54 262V264H57L56 263Z\"/></svg>","mask_w":264,"mask_h":264},{"label":"crops","instance_id":"crops-1","mask_svg":"<svg viewBox=\"0 0 264 264\" xmlns=\"http://www.w3.org/2000/svg\"><path fill=\"white\" fill-rule=\"evenodd\" d=\"M188 1L192 2L194 6L199 8L201 0ZM175 7L181 8V5H176ZM180 23L182 25L181 28H187L185 21ZM193 37L194 39H197V36L194 34ZM175 42L184 54L191 53L188 38L183 37ZM86 106L87 109L85 114H82V111L78 108L79 106L73 105L71 109L72 111L79 110L78 113L85 117V125L89 127L85 131L86 136L83 137L81 134L79 135L78 128L75 126V134L67 131L66 127H64L66 130L63 132V126L61 125V131L54 137L50 138L52 139V143L49 145L50 149L46 144L44 147L40 144V161L37 163H44L64 154L77 153L81 150L109 142L114 138L115 129L110 116L102 110L100 106L95 104L90 97H86ZM13 122H15L14 119ZM6 124V122L0 120V176L11 173L16 169L28 168L34 164L30 163L31 156L28 151L29 138L23 136L22 130L18 134L12 133ZM34 140H36V137ZM62 142H66L70 152H61ZM240 147L241 146H238V148ZM238 156L240 157L239 153ZM46 185H48V183H46ZM261 186L264 190V181ZM187 187L189 189L190 184L187 185ZM43 188H45V186ZM43 188L41 185L38 190L41 197ZM191 188H193V190H186L189 192L194 202H196V204L205 203L204 197L194 190L197 189V187L191 186ZM6 206V200H1L0 214L5 212ZM29 226L30 227L27 229L25 225V228L22 230H15L14 228L0 230V247L2 249H0V264H42V247H38L37 244L42 241L41 228H38L37 224L32 222L29 223ZM167 264H192V261L185 255H172Z\"/></svg>","mask_w":264,"mask_h":264}]
</instances>
